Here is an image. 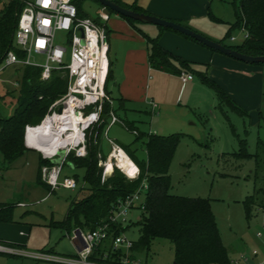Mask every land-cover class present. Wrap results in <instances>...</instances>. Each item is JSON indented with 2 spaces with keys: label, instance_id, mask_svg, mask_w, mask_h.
I'll list each match as a JSON object with an SVG mask.
<instances>
[{
  "label": "rangeland",
  "instance_id": "1",
  "mask_svg": "<svg viewBox=\"0 0 264 264\" xmlns=\"http://www.w3.org/2000/svg\"><path fill=\"white\" fill-rule=\"evenodd\" d=\"M197 1L203 15L193 18L190 24L194 29L186 26L187 28L226 47L237 46L243 42L244 32L241 29H232L229 37L225 38L230 26L236 22L232 0ZM120 2L125 7L144 11L151 0ZM81 7L88 17L96 22L100 21L98 13L101 7L98 2L83 0ZM107 14L110 18L105 26L108 30L109 56L113 61V80L109 83L113 102L109 105L118 120L124 121L112 125L108 120L109 124L100 139L101 154L106 158L104 160L98 157V167L110 159L112 146L109 141L116 145L128 146L137 158L145 159L146 137L141 136L136 140L131 132L133 130H137L139 135V130L145 134L155 133L163 136L179 134V142L169 167V193L210 200L220 238L231 260L239 258L242 254H249L252 250L258 251L260 259L264 258V196L258 195L257 203L262 204H256L249 219L245 217L242 205L243 200L264 183L259 179L255 180L253 157L238 160L232 155L238 151V138L247 141L251 155L256 153L257 139L264 141V66L237 61L186 39L207 50L209 54L229 58L247 67H260L261 94L254 97L258 91L257 86H253L249 79L242 86L251 91L252 87H255L256 94L246 96L244 88L236 86L240 92L238 99L242 104L231 97L247 112L248 117L243 118L229 108H223V113L237 135L235 137L222 112L217 108L218 102L213 91L203 85L197 76H194L191 82L195 85L193 89L190 82L183 84L179 79L163 77L157 70L146 69L147 41L142 28L157 30L158 27L136 23L138 29L140 28L138 31L121 16L110 12ZM66 37L62 32H58L55 42L66 44ZM231 37L235 40L230 41ZM174 55L180 56L175 53ZM31 60L36 63L44 62L42 56L33 55ZM197 68L204 70L201 66ZM212 69L218 79H213L217 84L220 77L227 78L228 70H221L210 64V71ZM22 73V69L16 66L8 67L0 73V114L5 118L10 117L16 108L18 92L15 84L21 80ZM135 86L136 98L125 109L123 102L118 101L119 91ZM149 102H154L158 107L152 109ZM125 120L133 121L135 127L128 130ZM84 133L88 134L89 143L90 135H94L92 127ZM84 144L86 145V141ZM39 158H42L39 152L27 150L14 163L7 165L0 154V204L12 207L11 222H0V244L14 248L10 253H0V264H60L37 260L26 256L24 252H43L62 257H70L76 252L75 243L72 241L73 230L61 231L50 224L63 221L71 202L82 198L84 192L81 190L87 188L83 182L84 169L63 165L60 179H76V189L59 187L50 192L37 182ZM114 168H118L115 163ZM40 181L42 182L41 179ZM19 203L23 206H19ZM141 213L139 210L131 211L130 223L125 225L123 231V235L134 243L138 242L140 235L137 222ZM20 232L24 235H20ZM258 233L261 237H257ZM134 255L143 264H174L173 246L166 240H154L149 248L138 249L134 251Z\"/></svg>",
  "mask_w": 264,
  "mask_h": 264
},
{
  "label": "trees",
  "instance_id": "2",
  "mask_svg": "<svg viewBox=\"0 0 264 264\" xmlns=\"http://www.w3.org/2000/svg\"><path fill=\"white\" fill-rule=\"evenodd\" d=\"M120 1L114 0L113 2L134 12L149 14L146 11L125 7ZM82 2L83 0H73L78 16L86 18L88 16L82 11ZM232 5L235 10L236 22L230 26L225 38L229 37L232 29L245 30L248 33V38L240 45L229 48L247 56H264V0H232ZM23 6L24 0H7L6 2L0 0V63L8 51H16L13 37ZM100 7L104 8L102 5ZM104 9L114 13L108 8ZM209 16H211L210 12ZM122 18L139 31L135 25L139 22ZM171 21L181 24L176 20ZM158 28L160 32L172 31ZM106 32L108 33L107 28ZM182 36L200 44L192 38ZM146 41L147 61L150 68L175 76L182 73H194L203 85L214 92L218 102L217 108L222 112L233 136L237 137L227 116L223 113V108H229L230 111L243 118L248 117L247 112L228 97L224 90L208 77L206 71H194L190 62L162 48L157 37L149 38L146 36ZM17 54L22 57V53L17 51ZM257 65L264 66V64ZM19 68L22 69L23 73L18 82L16 108L10 117L5 118L0 114V154L3 162L7 165L14 163L27 151L24 145L26 126L40 125L48 113L49 107L66 92L67 86L66 79L58 72H53L50 80L42 82L40 81L39 68L31 66ZM111 80L112 70L109 64L105 85V92L108 95L110 94L108 84ZM118 101L123 100L119 98ZM110 111L111 106L109 103H105L101 121L92 126L94 135H90L89 143L88 134H85L86 156L75 157L74 153L71 152L66 157L64 165L68 164L73 168L84 169L83 182L87 188L81 190L84 192L81 199L71 202L64 220L52 222L50 226L66 232L73 229L93 230L98 225L108 221L110 211L117 200L135 192L144 181L147 185L145 209L137 222L140 235L138 242L134 243L133 246L135 252L138 249L149 248L152 241L159 239L172 244L174 263L176 264H231L228 251L220 238L210 200L199 197L176 196L169 193L171 187L169 167L179 142V134L163 136L145 134L139 131V135L137 130L131 131L132 133L136 132V140L141 136L146 137L145 159L137 158L128 146H118L139 168V177L135 180H129L118 168H114L112 174L102 181V168L98 167V157L105 160L106 156L101 154L100 139L109 124ZM125 126L128 130L135 127L134 123L126 120ZM232 155L238 160L253 157L255 180L259 179L261 183H264V141L262 139H257L256 153L251 155L248 152L247 141L238 138V151ZM44 165L50 166L51 163L39 158L37 182L50 191L49 187L40 181V169ZM74 181L77 182L76 179ZM260 194L264 196V184L243 200L242 205L247 219L252 217L256 204H262L257 203ZM11 211V206L0 204V222H11ZM117 233H119V229H115V234Z\"/></svg>",
  "mask_w": 264,
  "mask_h": 264
},
{
  "label": "built area",
  "instance_id": "3",
  "mask_svg": "<svg viewBox=\"0 0 264 264\" xmlns=\"http://www.w3.org/2000/svg\"><path fill=\"white\" fill-rule=\"evenodd\" d=\"M98 18L99 22L90 17L80 18L73 0H24L13 37L16 51H8L0 63V73L12 66L18 68L31 66L40 69L42 82L50 80L53 72H58L66 79V92L49 107L40 125L48 117L66 115L70 123L78 121L82 139L75 145L58 149L52 155H44L27 144L28 131L39 125L26 126L24 133L25 147L39 152L43 159L51 163L50 166L44 165L40 169L41 180L49 187L50 192L59 187L76 189V182L71 177L60 179L66 157L71 152L75 157L86 156L84 132L101 121L103 105L105 103L111 105L113 102L105 92L110 62L108 35L105 28L109 15L104 8L99 10ZM242 31L244 41L248 38V33L245 30ZM58 32L67 36L66 44L55 42ZM234 40V37L230 38V41ZM17 51L22 53V57L18 56ZM33 55L42 56L44 62H33L31 60ZM179 78L185 84L192 79V75L182 73ZM15 87H18V82ZM149 105L152 109L156 108L153 102ZM59 107L60 114L57 113ZM82 120L87 123L85 127ZM109 120L112 125L117 122L122 123L112 111L109 112ZM133 134L135 135L136 132ZM109 143L112 146V152L120 148L111 141ZM111 154L109 160L112 159ZM105 164L106 162L101 163L102 181L108 176ZM120 171L129 180L137 179L140 173L137 166L132 175L123 170ZM146 192L147 185L143 181L135 192L116 201L107 222L93 230L73 229L72 241L76 249L74 255L62 257L43 252H24L25 255L60 264H143L134 255V242L128 240L123 235V231L126 228L125 225L130 223L131 211H144ZM18 205L23 206L20 203ZM115 229H119V233L115 234ZM257 237L261 235L258 233ZM13 249L0 244V253H10ZM230 263L264 264V258L260 259L258 251L252 250L249 254H242L239 258L231 260Z\"/></svg>",
  "mask_w": 264,
  "mask_h": 264
},
{
  "label": "crops",
  "instance_id": "4",
  "mask_svg": "<svg viewBox=\"0 0 264 264\" xmlns=\"http://www.w3.org/2000/svg\"><path fill=\"white\" fill-rule=\"evenodd\" d=\"M144 11H146L147 13L151 15L160 17V18L179 21L181 22L182 25L187 26L189 28H193V29L194 27H192V25L190 24L191 22H193L192 21L193 18L201 17L203 15L202 8L197 0H151L150 5H148V7L146 6ZM142 30L144 31L146 36H148L149 38L157 37L159 39L160 46L164 48L165 50L169 51L173 55L174 53L180 54L181 56V57L179 56L180 58L191 63V68L194 71L202 72V70H199L197 66H201L202 69L204 68L203 71L207 72L208 77L209 76L211 78L213 77L212 80L214 79L215 81H218L217 77L214 76V69L210 71V64L211 66L220 68L221 70H228L229 73L227 75V78L222 76L220 77L221 79L218 82L221 86L219 84L218 85L224 90V92L228 95V97L230 98L233 97L234 99L239 101L238 95L240 96V92L236 89V86L243 87L244 90L246 91V96L255 95L256 94L255 87H252V91H251L249 90V88L242 86V84L249 81V79H250V82H252L253 86H257L258 91L254 97L259 96V94H261V83H260L261 80H260V75H259L261 73L259 70L260 67H257V68L247 67L242 64H238L234 62L233 60H230L229 58L218 56L217 54H209L207 50L200 48V46H197L196 44H193L190 41L186 40V38H184L182 35L172 32V31L160 32L159 28H157V30H150L147 28H142ZM139 31H140V28H139ZM109 52H110V47H109V40H108V58H109L110 67L112 70V80H113V61L110 59ZM200 55H203L204 57L201 58ZM146 69L148 71H152L149 65L147 66ZM157 71L160 73V75H163V77H173V78L180 80L179 76L170 75L160 70H157ZM185 74L192 75V79L188 82L190 83L193 82L194 76H195L194 73H185ZM250 74H253V75H250ZM123 82L125 81L123 80ZM191 87L194 89L195 85L192 84ZM135 88L137 89V86L125 87L124 89L119 91L118 98H121V100H123L122 101L123 107L125 109H127L126 108L127 105L131 103L133 100H135L136 98ZM108 89H109V84H108ZM109 92H110V89H109ZM109 96L111 97L110 94ZM258 98H255V99L258 100ZM239 103H236V104L238 105ZM157 107L158 106L156 105V108ZM129 122L134 123L133 121H129ZM149 134H153V133H149ZM26 148L27 150H33L29 147H26ZM20 235L23 236L24 233L20 232Z\"/></svg>",
  "mask_w": 264,
  "mask_h": 264
},
{
  "label": "bare ground",
  "instance_id": "5",
  "mask_svg": "<svg viewBox=\"0 0 264 264\" xmlns=\"http://www.w3.org/2000/svg\"><path fill=\"white\" fill-rule=\"evenodd\" d=\"M81 122L85 127L86 121L82 120ZM81 139L82 132L78 121L75 120L70 123L66 115L48 117L41 125L30 129L27 134L28 146L37 149L44 155H52L60 148L77 144ZM111 157L112 159L105 164L106 174L112 172L114 163L127 174L132 175L134 173L136 165L122 149L114 150Z\"/></svg>",
  "mask_w": 264,
  "mask_h": 264
},
{
  "label": "water",
  "instance_id": "6",
  "mask_svg": "<svg viewBox=\"0 0 264 264\" xmlns=\"http://www.w3.org/2000/svg\"><path fill=\"white\" fill-rule=\"evenodd\" d=\"M100 5H102L104 8H108L115 14L129 18L133 21L147 24V25H153L156 27L164 28L172 30L173 32L179 33L181 35H184L186 37L194 39L196 42L202 44L203 46L209 48L210 50H213L215 52H218L222 55L228 56L232 59H235L240 62H244L251 65H257V64H264V56H247L244 54L239 53L238 51L231 49L229 47L224 46L221 43L213 42L204 36L192 31L191 29L187 28L186 26L173 22L168 19L160 18L151 14H144V13H137L132 10L123 8L116 4L115 2L111 0H95ZM57 113H61V108L59 107L57 109ZM176 264V263H174Z\"/></svg>",
  "mask_w": 264,
  "mask_h": 264
}]
</instances>
